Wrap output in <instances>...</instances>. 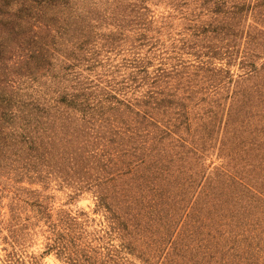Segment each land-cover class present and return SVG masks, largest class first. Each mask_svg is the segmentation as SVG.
<instances>
[{
    "label": "trees",
    "instance_id": "16d2710c",
    "mask_svg": "<svg viewBox=\"0 0 264 264\" xmlns=\"http://www.w3.org/2000/svg\"><path fill=\"white\" fill-rule=\"evenodd\" d=\"M0 241L264 264V0H0Z\"/></svg>",
    "mask_w": 264,
    "mask_h": 264
},
{
    "label": "rangeland",
    "instance_id": "374dc122",
    "mask_svg": "<svg viewBox=\"0 0 264 264\" xmlns=\"http://www.w3.org/2000/svg\"><path fill=\"white\" fill-rule=\"evenodd\" d=\"M158 10L160 11L161 8H159ZM55 193L58 196V199L56 200L57 201L56 206L59 207L63 202H65L66 199H65L63 192L56 191ZM79 207H84L90 211L94 207V202H93L92 198L87 195V196L83 197L79 202H77V204H73L71 206V208H73V209H77ZM93 216H94V214H93ZM43 242H44L43 236H38L36 238V240L31 244L29 250L31 252H37V253L41 252L43 250V245H44ZM3 247H4V244L0 241V256H1V254L4 253ZM44 262L47 264H64L54 254L46 256L44 258Z\"/></svg>",
    "mask_w": 264,
    "mask_h": 264
}]
</instances>
